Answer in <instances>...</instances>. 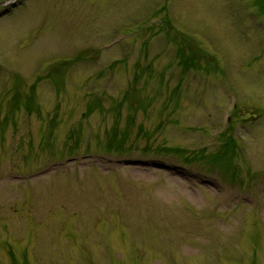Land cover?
<instances>
[{
	"label": "rangeland",
	"instance_id": "rangeland-1",
	"mask_svg": "<svg viewBox=\"0 0 264 264\" xmlns=\"http://www.w3.org/2000/svg\"><path fill=\"white\" fill-rule=\"evenodd\" d=\"M0 264H264V0H16Z\"/></svg>",
	"mask_w": 264,
	"mask_h": 264
},
{
	"label": "bare ground",
	"instance_id": "bare-ground-1",
	"mask_svg": "<svg viewBox=\"0 0 264 264\" xmlns=\"http://www.w3.org/2000/svg\"><path fill=\"white\" fill-rule=\"evenodd\" d=\"M192 197H193L195 200H197V198H196L195 196L192 195Z\"/></svg>",
	"mask_w": 264,
	"mask_h": 264
},
{
	"label": "water",
	"instance_id": "water-1",
	"mask_svg": "<svg viewBox=\"0 0 264 264\" xmlns=\"http://www.w3.org/2000/svg\"><path fill=\"white\" fill-rule=\"evenodd\" d=\"M5 3H2V4H0V5H4Z\"/></svg>",
	"mask_w": 264,
	"mask_h": 264
}]
</instances>
